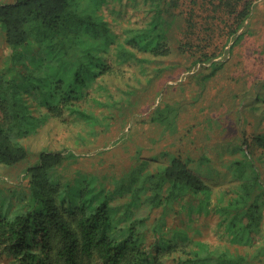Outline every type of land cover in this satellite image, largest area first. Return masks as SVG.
I'll use <instances>...</instances> for the list:
<instances>
[{"label": "trees", "instance_id": "obj_1", "mask_svg": "<svg viewBox=\"0 0 264 264\" xmlns=\"http://www.w3.org/2000/svg\"><path fill=\"white\" fill-rule=\"evenodd\" d=\"M99 1L0 2V27L5 43L11 47L9 66L0 68V164L15 165L27 157L21 137L29 132V120L34 117L32 105L45 108L40 118L69 114L97 123L100 117L89 106L100 104L95 92L100 88L103 93V85L92 90L93 82L117 74L123 64L146 67L147 59L140 52L166 53L161 5L152 7L145 26L123 28L119 41L107 53L113 33L95 10ZM227 3H223L227 8L224 12L232 14ZM232 3H237L232 8L239 22L247 18V3ZM162 70L151 67L153 76ZM252 87L244 109L262 108L264 113V78L255 80ZM164 109H156L149 119L170 124V107ZM245 121L243 118L241 124ZM251 144L258 156L246 149L229 162L233 176L239 179L229 190H216L204 180L200 165L194 167L192 157L179 153L155 169L148 168V161L136 155L135 162L111 189L97 186L96 178L90 175L71 184L55 175L65 155L41 149L26 169L28 188L20 197L21 203L0 212V255H10L11 264H165L167 254L179 252L192 257L174 255V264H203L207 260L215 264H249L247 253L236 251L207 252L203 258L199 252L208 246L202 241L186 236L177 243L156 234V227L154 239L146 243L143 226L147 216L139 215L118 225L110 199L114 194L128 193L131 204L143 200L151 208L180 203L176 215L214 212L231 241L252 244L264 215V186L257 165L258 159L264 162V132L254 134ZM201 157L208 160L206 155ZM141 190L146 192L144 196ZM257 248L264 264V242Z\"/></svg>", "mask_w": 264, "mask_h": 264}, {"label": "rangeland", "instance_id": "obj_2", "mask_svg": "<svg viewBox=\"0 0 264 264\" xmlns=\"http://www.w3.org/2000/svg\"><path fill=\"white\" fill-rule=\"evenodd\" d=\"M227 1L232 14L224 12L227 8L223 3ZM233 1L100 0L95 10L113 33L107 53L119 41L123 28L145 26L155 5L162 7L167 51L157 55L140 52L147 59L146 67L119 65L117 74L93 82L92 90L103 85V93L100 88L95 92L100 104L89 106L100 117L97 123L69 114L40 118L45 108L32 105L34 117L29 120V132L21 137L27 157L15 165L0 164V212L21 203L20 197L28 188L26 169L44 148L65 155L55 175L71 184L90 175L96 178L97 186L111 189L135 162L136 155L148 161V168L155 169L179 153L192 157V165H200L204 180L216 190L236 186L239 179L233 176L229 162L246 149L258 156L251 143L254 134L264 132L262 108L254 111L243 106L251 99L248 93L252 83L264 78V0H242L250 12L241 22L235 17L237 3ZM10 54L11 47L5 43L0 27V68L9 66ZM153 66L163 70L153 76ZM165 107H170V124L149 119L156 109L164 111ZM243 118L246 121L241 124ZM258 161L264 186V162ZM139 193L144 196L146 192ZM110 205L116 209L114 221L118 225L139 215L147 216L143 226L146 243L154 239L156 227V234L177 243L186 236L202 241L208 246L199 252L203 258L227 250L247 253L249 264H262L257 246L264 242V215L256 241L249 244L231 241L214 212L176 215L180 203L151 208L143 200L131 204L128 193L114 194ZM178 254L192 257L174 252L167 254L165 264H174L173 256ZM10 260L11 256L2 252L0 264H11ZM203 264L215 262L207 260Z\"/></svg>", "mask_w": 264, "mask_h": 264}]
</instances>
